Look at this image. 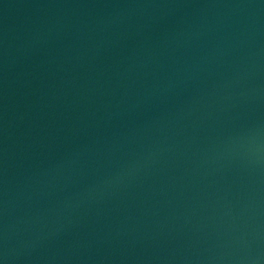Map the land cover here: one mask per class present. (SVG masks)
Returning <instances> with one entry per match:
<instances>
[{
    "label": "water",
    "instance_id": "obj_1",
    "mask_svg": "<svg viewBox=\"0 0 264 264\" xmlns=\"http://www.w3.org/2000/svg\"><path fill=\"white\" fill-rule=\"evenodd\" d=\"M0 264H264V0H0Z\"/></svg>",
    "mask_w": 264,
    "mask_h": 264
}]
</instances>
